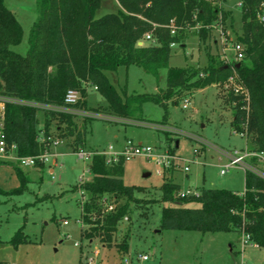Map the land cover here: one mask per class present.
Segmentation results:
<instances>
[{"label": "trees", "instance_id": "obj_1", "mask_svg": "<svg viewBox=\"0 0 264 264\" xmlns=\"http://www.w3.org/2000/svg\"><path fill=\"white\" fill-rule=\"evenodd\" d=\"M115 1L118 5L115 12L95 17L100 0H36L37 17L30 28L26 52L21 55L10 49L21 39L20 24L4 0H0V99L3 98L4 104L0 131L7 145L15 146L16 155L43 152L50 143L45 139L48 136L64 141L72 152L82 146L91 117L35 106L63 105L68 89L79 92L80 99L74 107L81 110H88L85 96L87 86L91 85L105 99L107 114L131 118L140 112L143 103L150 102L164 110L165 119L168 103L177 105L194 91L224 83L230 76H235L248 96L246 101L232 92L224 97L223 103L230 104L232 110L230 127L244 133L251 150L264 151V22L256 19L264 0H240L241 26L237 32L232 30L236 42L242 46L239 65L212 63L209 56L202 68L168 65L171 43H179L183 29L171 35L167 25L172 21L175 26L192 27L218 19L225 24L227 15L216 5L218 2ZM146 32L151 33L152 41L138 46ZM198 36L204 39L212 36V32L200 27ZM129 65L142 68L154 78L159 69L165 68V87L154 93H128L125 88L118 93L105 71ZM78 118L80 125L76 122ZM41 137L44 139L40 140ZM123 162L119 157L117 162L106 164L103 156L94 154L87 163L90 179L80 185L87 195L81 205L86 224L81 227V237L96 238L109 246L118 222L127 212L128 201L139 202L134 192L142 188L126 185L121 179ZM15 171L25 181L17 167ZM160 190L158 202L167 203L161 210V229L232 231L238 237L246 234L249 242L264 248V179L252 172H244L241 193L200 187L194 195L179 197V185L168 177ZM103 196L117 201L114 209L104 212ZM120 198L124 202L120 203ZM25 241L19 229L9 243L17 245ZM121 246L126 251V244Z\"/></svg>", "mask_w": 264, "mask_h": 264}, {"label": "rangeland", "instance_id": "obj_2", "mask_svg": "<svg viewBox=\"0 0 264 264\" xmlns=\"http://www.w3.org/2000/svg\"><path fill=\"white\" fill-rule=\"evenodd\" d=\"M238 2L221 0L216 4L227 15L225 28L231 42H236L233 31L237 32L241 26ZM4 3L22 32L20 41L10 49L23 55L37 17L36 0H4ZM117 7L115 0H100L94 16L115 12ZM185 27L179 43L170 47L169 66L202 68L209 56L212 63L233 60V52L227 49L229 45L223 52L214 42V33L204 39L198 36L200 23ZM105 76L118 93L124 88L128 93H154L165 87L166 69H159L154 78L138 66H119L115 71H105ZM234 82L211 84L194 91L177 105L168 103L165 119L164 110L150 102L143 103L140 112L131 118L107 114L105 99L93 86H87L86 107L97 116H89L83 149L107 152L112 146L116 152L124 142L131 141L134 145L151 147L153 153L173 154L172 165L164 168L142 155L123 162V183L142 190L134 192L139 202L128 201L127 212L118 222L108 246L96 238L85 239L80 235L81 227L86 224L82 219L78 184L82 177L90 179V173L87 162L78 159L64 141L51 146L56 157L49 156L42 166L0 162V261L4 264H82L86 257L96 253L93 262L105 264H264V248L249 245L242 249L241 236L235 232L200 233L160 228L161 210L167 203L158 199L160 186L167 177L179 185V190L200 187L243 190V170L233 167L224 174L219 173L226 161L221 150L249 146L245 135L230 127L232 110L230 104L223 103L224 97L232 92ZM185 99L187 104L183 108ZM38 119L40 128V113ZM76 122L80 125V118ZM194 148L198 149L197 153ZM185 165L186 172L182 169ZM16 167L25 181L20 179ZM84 196L83 201L86 193ZM102 201L106 206L104 212L117 204L109 196H103ZM63 220L67 223L63 224ZM19 229L26 241L17 245L9 243ZM141 254H146L148 259L139 261Z\"/></svg>", "mask_w": 264, "mask_h": 264}, {"label": "built area", "instance_id": "obj_3", "mask_svg": "<svg viewBox=\"0 0 264 264\" xmlns=\"http://www.w3.org/2000/svg\"><path fill=\"white\" fill-rule=\"evenodd\" d=\"M214 2H219V0H214ZM238 5H240V2H238ZM256 19L259 22H264V2H261L259 5V9L256 12ZM201 27L207 28L211 30L212 33H214V42H216L224 52L226 50L227 45L229 47L227 49H230L233 52V60L230 62L225 63H236L242 58V46L240 43L235 41H229L227 36H229L228 30L225 28V24L221 22L220 19L217 21L211 23V24H205L200 25ZM167 27L169 28V33L173 35L178 29H184L185 26H175L172 21H170V25L168 24ZM191 28V27H187ZM152 40L151 33L146 32L143 34L142 38L137 42V45L140 46L144 43V41H150ZM174 43H171V46H173ZM235 76H230L227 78L228 81H234ZM93 89L96 90V87L93 86ZM232 93L235 95H240L243 100H247L248 96L246 91L243 89V87L238 83L234 82V88L232 89ZM80 99V94L77 90L74 89H68L65 92L64 99H63V105L61 106H54V105H45V104H33L39 108L42 109H51L55 111H62L67 113L76 114L78 116H97L96 114H93L92 112H89L88 110H81L78 108H75L74 105L78 102ZM187 100H184V103L182 105L183 108L186 107ZM3 98L0 99V130L2 128V119H3ZM240 135L244 136L243 132L239 133ZM44 137H41L40 140H43ZM46 140H49V146L41 153L36 155H25V156H19L15 153V146L13 144L7 145L5 142L4 136L2 132L0 131V160L4 161H13L19 166H36V164H44V162L47 161L49 156H52L53 158L56 157V153L52 152L51 146L57 145L61 143L62 141L58 138L51 139V137H46ZM114 148L112 146L108 147L107 152H95V151H88L82 148V146H79L74 153L76 154L77 158L80 160H84L87 163L90 162L92 155L97 154L104 157V162L106 164H111L117 162V160L122 158L123 161L128 160L132 158L135 155H142L144 157L149 158L150 160L154 161L156 164H159L163 166L164 168H168L172 165V162L174 160V155L167 153V154H160V153H153L151 147L149 146H142V145H134L131 143V141L124 142L121 147L119 148V151H113ZM223 156L225 157L226 161L220 166L219 173L224 174L227 172L230 168L238 167L243 172L249 171L255 174L256 176L264 179V151L259 150H251L249 146H244L239 149H232L231 151H224L221 150ZM183 171H188V167L185 165L182 167ZM157 172H160V170H157ZM89 179L87 178H80L79 179V194L81 196V202H83V198H85L84 191L80 188V185ZM197 193V190H191V189H185V190H179L177 193V196L184 197L189 195H194ZM80 221V220H79ZM63 224H66L67 221L63 220ZM248 236L241 235L240 244L241 246L248 245ZM88 256L85 258L84 262L82 264H93L94 262V256ZM148 259V256L146 254L138 255L139 261H146ZM12 264V263H11ZM243 264V262L241 263Z\"/></svg>", "mask_w": 264, "mask_h": 264}, {"label": "crops", "instance_id": "obj_4", "mask_svg": "<svg viewBox=\"0 0 264 264\" xmlns=\"http://www.w3.org/2000/svg\"><path fill=\"white\" fill-rule=\"evenodd\" d=\"M242 191H243V190H242ZM242 191H240V192H239V191H236V192L241 193ZM249 245H251L252 247H255V248L257 247L255 244H253V243H249L248 245L241 246V248L244 249L246 246H249ZM257 248H258V247H257Z\"/></svg>", "mask_w": 264, "mask_h": 264}, {"label": "water", "instance_id": "obj_5", "mask_svg": "<svg viewBox=\"0 0 264 264\" xmlns=\"http://www.w3.org/2000/svg\"><path fill=\"white\" fill-rule=\"evenodd\" d=\"M238 65H239V62H236V63H235V66H238ZM146 175H147V174H145V176H146Z\"/></svg>", "mask_w": 264, "mask_h": 264}]
</instances>
